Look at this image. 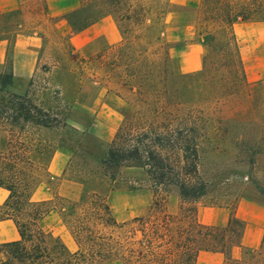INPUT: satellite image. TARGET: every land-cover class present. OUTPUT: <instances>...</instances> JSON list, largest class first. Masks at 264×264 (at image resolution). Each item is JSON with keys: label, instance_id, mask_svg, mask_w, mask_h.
<instances>
[{"label": "rangeland", "instance_id": "obj_1", "mask_svg": "<svg viewBox=\"0 0 264 264\" xmlns=\"http://www.w3.org/2000/svg\"><path fill=\"white\" fill-rule=\"evenodd\" d=\"M133 1L145 6L144 17L134 14L123 44L86 57L64 42L53 49L52 64L43 65L39 74L48 73L36 78L27 91L16 92L24 85L13 78L0 91V101L24 96L52 122L49 127L38 125L34 110V122L19 120L16 127L8 126V151L31 150L26 155L32 158L35 190L42 182L56 185L48 180L46 167L55 152L64 151L67 177L79 180L83 187L82 197L71 201H83L93 193L105 195L122 223L145 215L154 194L145 169L103 167L119 126L130 114L160 119L163 113H191L205 120L200 125L204 138L199 175L206 190L191 204L184 203L178 188L171 187L169 210L177 212L181 205L192 209L197 204L231 209L241 199L264 200V77L255 82L243 79L236 63L220 58L212 49L197 74H182L178 67L182 43L175 44L165 35L164 1ZM206 14V9L200 10L198 31L203 42L218 28L216 22L205 20ZM259 29L264 30V25L257 26L256 21L242 27L237 42L241 60L256 54ZM242 39L249 45L243 55ZM205 54L204 48L203 60ZM7 75V71L0 75V89ZM102 104L119 113L117 126L112 124L113 116H99ZM5 112L10 115L13 110Z\"/></svg>", "mask_w": 264, "mask_h": 264}, {"label": "trees", "instance_id": "obj_2", "mask_svg": "<svg viewBox=\"0 0 264 264\" xmlns=\"http://www.w3.org/2000/svg\"><path fill=\"white\" fill-rule=\"evenodd\" d=\"M201 9L207 10L206 21L218 24L203 42V64L209 50H217L220 58L238 65L245 79L234 24L264 20V0H203ZM144 11L145 6L135 5L133 0H78V6L65 18L71 30L78 32L110 15L117 21L124 42L134 14L144 17ZM11 80L12 74L4 77L0 91ZM0 105V130L16 127L19 120L34 122V110L38 125L52 124L46 112L24 96L13 95ZM6 108L13 113L7 115ZM204 121L191 113H163L160 119L126 117L102 165L105 169L123 165L145 169L154 199L145 215L122 223L114 217L108 197L97 193L80 202L59 195L50 201H33V163L27 156L31 150L1 153L0 187L10 195L0 205V221L11 219L20 240L0 244V264H102L112 259L122 264H196L201 251L223 253L224 264H264V238L258 249H243L239 259L231 256L241 245L244 230V223L235 215L236 206L231 208L226 226L201 224L196 206L185 209L181 205L177 212L168 208L171 187L178 188L184 203L194 204L205 194L206 184L199 175V149L204 138L200 125ZM51 211H56L70 230L77 244L75 252L39 226Z\"/></svg>", "mask_w": 264, "mask_h": 264}, {"label": "crops", "instance_id": "obj_3", "mask_svg": "<svg viewBox=\"0 0 264 264\" xmlns=\"http://www.w3.org/2000/svg\"><path fill=\"white\" fill-rule=\"evenodd\" d=\"M164 28L167 39L181 44L179 70L182 74L199 72L203 66L204 45L200 38L198 25L203 0H163ZM78 6V0H0V75L9 72L16 83L24 85L25 92L41 78L43 65L52 64L53 49L62 47L66 42L74 52L83 56H95L102 51L118 47L124 36L117 21L110 15L101 18L87 28L73 32L65 15ZM249 22L234 24L237 42L241 39L242 27ZM262 27L264 22L256 21ZM257 42L252 58L242 57L245 76L250 82L264 77V30H257ZM255 37V38H256ZM240 52L246 54L249 45L242 39ZM241 58V57H240ZM34 78V81H33ZM101 102V101H100ZM99 116H113L112 124L118 125L119 113L106 104L98 109ZM8 134L0 130V154L7 152ZM32 159V158H31ZM68 156L64 151L55 152L46 167L48 180L42 182L32 195L33 201H50L56 195L70 200L82 197V183L67 177ZM10 192L0 187V205L9 197ZM197 219L201 224L226 226L231 209L225 206L196 205ZM139 214L138 216H141ZM236 217L244 223L241 245L235 247L231 256L239 259L243 249H258L264 238V200L241 199L235 207ZM136 216V217H138ZM134 218V217H133ZM39 226L53 236L59 237L70 252L77 250V244L70 230L56 211H51L39 223ZM20 240L19 231L11 219L0 221V244ZM226 256L220 252L201 251L196 264H224ZM118 259L102 264H117Z\"/></svg>", "mask_w": 264, "mask_h": 264}]
</instances>
